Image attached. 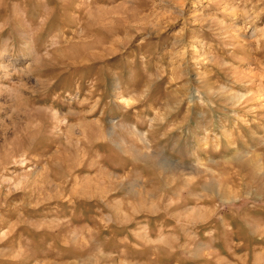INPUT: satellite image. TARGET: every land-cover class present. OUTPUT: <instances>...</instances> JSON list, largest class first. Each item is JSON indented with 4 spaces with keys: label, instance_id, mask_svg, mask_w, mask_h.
Here are the masks:
<instances>
[{
    "label": "rangeland",
    "instance_id": "1",
    "mask_svg": "<svg viewBox=\"0 0 264 264\" xmlns=\"http://www.w3.org/2000/svg\"><path fill=\"white\" fill-rule=\"evenodd\" d=\"M0 264H264V0H0Z\"/></svg>",
    "mask_w": 264,
    "mask_h": 264
}]
</instances>
